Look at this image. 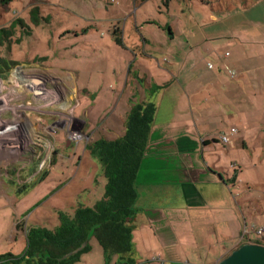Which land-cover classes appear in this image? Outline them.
<instances>
[{
  "label": "rangeland",
  "instance_id": "obj_1",
  "mask_svg": "<svg viewBox=\"0 0 264 264\" xmlns=\"http://www.w3.org/2000/svg\"><path fill=\"white\" fill-rule=\"evenodd\" d=\"M34 7L39 10L31 13ZM10 23L13 34L0 44V64L15 62L0 77V255L23 254L30 229L54 232L66 215L103 197L106 177L86 145L124 135L138 103H153L156 111L161 105L162 120L191 116L194 142L208 140L199 154L222 168L221 183L229 195L233 191L247 225H264V0H0V28ZM207 48L215 49L213 56ZM20 66L26 71L17 73ZM220 67L233 85L211 82L210 71ZM68 74L74 85L64 79ZM239 76L251 80L238 83ZM34 77L45 83L32 88ZM37 89L44 92L37 95ZM189 99L193 111L186 108ZM64 102L70 105L65 110ZM231 126L239 130L232 140L216 141ZM230 208L216 218L232 232L236 217ZM179 211L196 224L209 219L195 208ZM137 223L135 228L129 221L132 240L146 237L143 252L156 248L152 228L142 217ZM185 225L179 222L181 241L165 256L173 264H202L206 250L196 247L205 242L195 243ZM101 251L92 236L72 264H115V253L104 257ZM154 253L140 264H172Z\"/></svg>",
  "mask_w": 264,
  "mask_h": 264
},
{
  "label": "crops",
  "instance_id": "obj_2",
  "mask_svg": "<svg viewBox=\"0 0 264 264\" xmlns=\"http://www.w3.org/2000/svg\"><path fill=\"white\" fill-rule=\"evenodd\" d=\"M169 34L172 39L175 38V33L172 28H169ZM208 37L205 38V40L208 41L213 38L210 36ZM209 46L210 45H208V47ZM193 49L195 48L193 47ZM207 49V56H213L215 49ZM228 53L229 54L226 56L231 55L230 52ZM198 55L199 59H201L200 54ZM202 58L205 60V57ZM233 63H235V61H233ZM225 66L227 67L226 64ZM209 68L214 69L215 65H213V67L209 66ZM221 71V67L219 68V73L214 70L210 71L209 75H211V82H219L226 87L227 85H233L232 81L225 78ZM231 72L229 73L230 78H236L232 76ZM238 78V83L242 82L243 79H245L244 81H247V79L251 80V77L243 78L239 76ZM196 79L197 78H195V80ZM190 80L192 81L193 79ZM195 90L198 95L199 89ZM228 94V91H218V95L221 97H229ZM184 102L186 108H191L193 111L194 100L192 101V99H189V101L186 100ZM197 103L199 102H196V104ZM198 109H201L200 114L203 115L204 109ZM160 113L161 105L155 113L157 116L154 119L151 130L148 149L138 174V198L135 204L136 213L130 219L135 223L134 227L136 228L138 227V219L142 217L146 225H149L154 231L153 234L157 238L156 241H159V245L156 248H148L143 252L141 246L144 245V247L147 248L146 237L142 238L140 235H134V246L129 254H113L110 255V257L115 261V264H126L129 258L133 259L134 263L140 264L142 261L148 260V255L154 257V251H156L160 253V257H165L166 260L164 259L163 262L169 261L172 263L173 259L171 256L168 254L165 256V253H168L170 248L173 249L178 239L181 241V228L179 227V222L185 221L187 233L194 237L196 240L195 243H199V241H201L199 239L201 238H203L202 241L205 242L204 245H198L196 247L206 250L205 252H200L202 264H218L222 258L226 257L231 251L238 247L242 240V230L245 224H248V219L242 210L241 204L237 201L236 196L233 195V191H231L233 196L229 195L225 186L222 185V181L226 182L224 177H222V168L213 167L212 164L204 161L203 155L199 154L201 142L208 143L205 142L208 140L200 139V142H194L192 133L195 130L192 125L191 116L182 119L172 118L170 120H162ZM204 119L209 121V117H205ZM206 121L202 123L205 124ZM175 127H180L181 132L176 133L173 131ZM232 127L236 128L235 126H231V128ZM238 131L237 129V132ZM237 132L231 134L229 131L231 136ZM223 133L224 132L220 135ZM216 141H220V136L216 138ZM235 176L236 175H234L233 179H235ZM148 177H152L153 181L151 178L148 180ZM173 197H176L175 199L177 200L173 201ZM169 205L183 206L170 207ZM185 205H187V207H185ZM227 205H232L230 210L236 217L232 232L226 228V221L221 222L223 223V226H221L219 219L216 218V214L218 213L224 215ZM235 205L238 206L235 208ZM191 208H195L197 212L201 211L203 214L209 213L208 221L202 220V223L196 224L197 221H195L189 213L179 211H190ZM169 209H174V213H170ZM173 214H175V216ZM230 226L232 227V225ZM199 227L201 231L198 229ZM164 230L169 234L166 235L163 232ZM227 240L230 241V245H227ZM140 242L143 244H140ZM215 243L220 246V250L214 249ZM101 248L102 251L100 255L104 254V257H107L102 246ZM211 252L213 253L211 254Z\"/></svg>",
  "mask_w": 264,
  "mask_h": 264
},
{
  "label": "trees",
  "instance_id": "obj_3",
  "mask_svg": "<svg viewBox=\"0 0 264 264\" xmlns=\"http://www.w3.org/2000/svg\"><path fill=\"white\" fill-rule=\"evenodd\" d=\"M38 10L34 7L31 13ZM14 23L0 28L4 36V39L0 38V44L10 40ZM0 60L4 58L0 57ZM14 64H0V77H7ZM22 69L20 66L16 72L26 71ZM155 113V104L138 103L129 113L124 135L113 139L100 137L88 143L86 147L90 148L92 157L102 166L106 177L103 197L93 206L79 207L73 216L66 215L60 228L54 232L34 234L30 229L26 251L20 255L2 254L0 264H72L81 252L88 249L89 243L74 255L63 258L64 255L90 241L92 236L107 254H129L133 249V228L129 221L136 213L138 174L148 149ZM24 142L32 143L27 139ZM253 242L264 244V238ZM243 243L246 242L238 247ZM126 264H134V260L129 258Z\"/></svg>",
  "mask_w": 264,
  "mask_h": 264
},
{
  "label": "water",
  "instance_id": "obj_4",
  "mask_svg": "<svg viewBox=\"0 0 264 264\" xmlns=\"http://www.w3.org/2000/svg\"><path fill=\"white\" fill-rule=\"evenodd\" d=\"M33 81L34 83L31 85L32 88L40 87L45 83L44 79L40 77H34ZM43 92L44 91L41 89L35 90L37 95L42 94ZM88 243V240L85 241L81 246L65 254L63 258L78 253ZM218 264H264V244L254 242L243 243L241 246L231 251L226 257L222 258Z\"/></svg>",
  "mask_w": 264,
  "mask_h": 264
},
{
  "label": "built area",
  "instance_id": "obj_5",
  "mask_svg": "<svg viewBox=\"0 0 264 264\" xmlns=\"http://www.w3.org/2000/svg\"><path fill=\"white\" fill-rule=\"evenodd\" d=\"M229 53L227 52L226 55ZM210 67H213V64H209ZM232 76H235V72H231ZM237 132V129L232 127L230 130V133L233 134ZM223 133L220 137V140L227 144L231 141V134ZM264 237V226H251L249 227L247 224H245L244 230L241 235V239H247L249 242H253L255 239H260Z\"/></svg>",
  "mask_w": 264,
  "mask_h": 264
},
{
  "label": "bare ground",
  "instance_id": "obj_6",
  "mask_svg": "<svg viewBox=\"0 0 264 264\" xmlns=\"http://www.w3.org/2000/svg\"><path fill=\"white\" fill-rule=\"evenodd\" d=\"M64 79L67 81V82H69L71 85H74V83H73V77L71 76V75H64ZM61 105V104H60ZM64 110L65 109H67V108H69L70 107V105L68 104V103H63L62 104V106H61Z\"/></svg>",
  "mask_w": 264,
  "mask_h": 264
}]
</instances>
